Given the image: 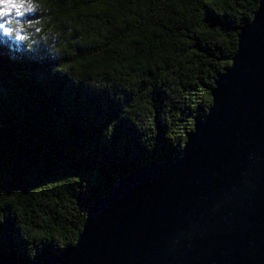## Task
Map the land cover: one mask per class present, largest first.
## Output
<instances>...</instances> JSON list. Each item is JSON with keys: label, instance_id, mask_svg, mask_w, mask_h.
I'll use <instances>...</instances> for the list:
<instances>
[{"label": "trees", "instance_id": "obj_1", "mask_svg": "<svg viewBox=\"0 0 264 264\" xmlns=\"http://www.w3.org/2000/svg\"><path fill=\"white\" fill-rule=\"evenodd\" d=\"M259 2H0V264L61 254L91 204L184 147Z\"/></svg>", "mask_w": 264, "mask_h": 264}, {"label": "water", "instance_id": "obj_2", "mask_svg": "<svg viewBox=\"0 0 264 264\" xmlns=\"http://www.w3.org/2000/svg\"><path fill=\"white\" fill-rule=\"evenodd\" d=\"M211 96L174 157L121 178L42 264H264V0Z\"/></svg>", "mask_w": 264, "mask_h": 264}, {"label": "rangeland", "instance_id": "obj_3", "mask_svg": "<svg viewBox=\"0 0 264 264\" xmlns=\"http://www.w3.org/2000/svg\"><path fill=\"white\" fill-rule=\"evenodd\" d=\"M13 5L11 4V6L13 7V13L16 15V18L23 17L30 10L29 7L28 8L24 7L22 2L21 3H13Z\"/></svg>", "mask_w": 264, "mask_h": 264}, {"label": "snow or ice", "instance_id": "obj_4", "mask_svg": "<svg viewBox=\"0 0 264 264\" xmlns=\"http://www.w3.org/2000/svg\"><path fill=\"white\" fill-rule=\"evenodd\" d=\"M0 2H3V0H0Z\"/></svg>", "mask_w": 264, "mask_h": 264}]
</instances>
